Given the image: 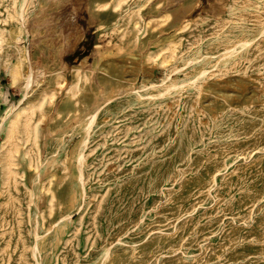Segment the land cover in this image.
Returning <instances> with one entry per match:
<instances>
[{
  "label": "rangeland",
  "instance_id": "obj_1",
  "mask_svg": "<svg viewBox=\"0 0 264 264\" xmlns=\"http://www.w3.org/2000/svg\"><path fill=\"white\" fill-rule=\"evenodd\" d=\"M157 1L0 0V264H264V0ZM56 35L66 84L24 105L13 65ZM136 52L147 85L49 129L74 64Z\"/></svg>",
  "mask_w": 264,
  "mask_h": 264
},
{
  "label": "bare ground",
  "instance_id": "obj_2",
  "mask_svg": "<svg viewBox=\"0 0 264 264\" xmlns=\"http://www.w3.org/2000/svg\"><path fill=\"white\" fill-rule=\"evenodd\" d=\"M96 1L97 0H91V6L94 7ZM187 1L190 4V9H193L198 4L199 0ZM167 2L168 0H158L150 7V12H158L156 5L158 3ZM94 12H96L95 9ZM185 18L186 16L176 18L173 20L170 28L151 32V34L147 37H155L160 40L169 39L174 35V32H177L184 25ZM190 21L191 20H186L187 23ZM13 37H15V34ZM62 42L63 41L61 40L60 35H56V37L44 38L37 43L33 42L32 52L28 53V65L24 64L21 58L18 59L17 64L13 65V72L21 73V81L26 87V92L21 102L22 104L25 105L26 103L37 99L42 93V90L45 88L53 89L57 87V85L62 87L66 84V81L64 82V70L66 65L62 62L60 56ZM147 45L148 39L145 38L142 42V49L145 50ZM21 56L22 54L20 57ZM132 57L136 61L134 60L130 63L133 72L130 74L122 73V65L119 66V69H116L113 64L108 66L107 64L95 61L91 69L78 72L81 70V67L79 64H74L72 66L74 75L73 82L78 81L79 76H82L83 78L81 81V93L76 98L69 93L64 97L60 105L55 108L51 105L48 108L49 129L55 130L58 126L67 124L73 119L85 117L88 114L89 107L94 102H105L112 99L116 95L127 91L128 89H134L136 80L141 73L143 75L144 85H147L149 78L151 77V70L148 63L152 62L149 58L150 55L145 54L141 57V55L136 52L132 54ZM20 65L22 66L21 68ZM34 67H38L41 70L39 76L41 84L36 90L32 89L36 86V84L32 83ZM29 70H31V72ZM94 71L99 72L96 77L94 76ZM166 82H168V80ZM31 91L33 92L29 95ZM223 97L224 99H228V96ZM64 194L65 191L61 189L57 190L58 197L63 198Z\"/></svg>",
  "mask_w": 264,
  "mask_h": 264
}]
</instances>
